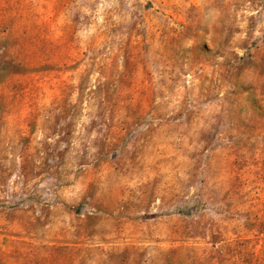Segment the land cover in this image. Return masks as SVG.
I'll list each match as a JSON object with an SVG mask.
<instances>
[{"label": "rangeland", "instance_id": "1", "mask_svg": "<svg viewBox=\"0 0 264 264\" xmlns=\"http://www.w3.org/2000/svg\"><path fill=\"white\" fill-rule=\"evenodd\" d=\"M0 264H264V0H0Z\"/></svg>", "mask_w": 264, "mask_h": 264}]
</instances>
